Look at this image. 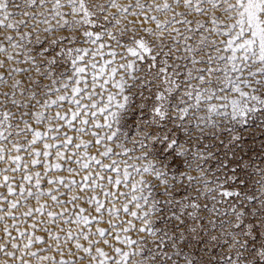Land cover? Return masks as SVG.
Returning <instances> with one entry per match:
<instances>
[{
    "label": "snow or ice",
    "instance_id": "1",
    "mask_svg": "<svg viewBox=\"0 0 264 264\" xmlns=\"http://www.w3.org/2000/svg\"><path fill=\"white\" fill-rule=\"evenodd\" d=\"M0 264H264V0H0Z\"/></svg>",
    "mask_w": 264,
    "mask_h": 264
}]
</instances>
